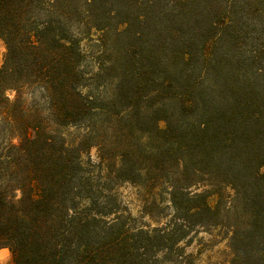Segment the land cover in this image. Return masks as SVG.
Returning <instances> with one entry per match:
<instances>
[{"label":"trees","instance_id":"obj_1","mask_svg":"<svg viewBox=\"0 0 264 264\" xmlns=\"http://www.w3.org/2000/svg\"><path fill=\"white\" fill-rule=\"evenodd\" d=\"M217 5L0 0L7 264L172 262L196 228L225 241L230 264H264V65L236 70ZM92 30L112 41L87 73ZM124 183L152 207L167 199L171 219L128 225L116 201Z\"/></svg>","mask_w":264,"mask_h":264},{"label":"rangeland","instance_id":"obj_2","mask_svg":"<svg viewBox=\"0 0 264 264\" xmlns=\"http://www.w3.org/2000/svg\"><path fill=\"white\" fill-rule=\"evenodd\" d=\"M217 9L226 17L228 28L227 37L233 41L234 47L228 52L229 58L235 59L236 70L241 74L253 75L257 67L264 65V0H215ZM136 30L135 26L130 31ZM220 33V30H218ZM101 32L91 31L83 38L81 45L85 53L87 73L95 72L103 59L109 55L105 49L110 45L112 35L102 37ZM122 41L127 39L124 35ZM5 47L0 41V67L3 65ZM263 60V61H262ZM234 61V62H235ZM260 61V62H259ZM264 72V68H262ZM264 87V83H263ZM6 96L12 98L13 91H6ZM163 126V122L159 123ZM90 157L96 160L95 150ZM116 201L122 211L123 220L132 228L154 229L167 223L172 216V209L167 199L162 198L152 207L148 203V194L137 185L124 183L116 188ZM179 254L180 256H176ZM10 252L0 249V264H7ZM230 253L225 241L215 231L205 232L194 229L188 236L176 245L172 254V262L161 264H230Z\"/></svg>","mask_w":264,"mask_h":264}]
</instances>
